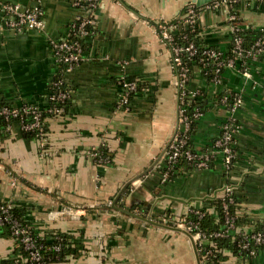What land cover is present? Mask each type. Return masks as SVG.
Listing matches in <instances>:
<instances>
[{
    "label": "crops",
    "instance_id": "0c3cea01",
    "mask_svg": "<svg viewBox=\"0 0 264 264\" xmlns=\"http://www.w3.org/2000/svg\"><path fill=\"white\" fill-rule=\"evenodd\" d=\"M81 1L0 0V100L48 105L49 85L59 71L52 40L66 37L69 25L84 14ZM191 1L199 10L202 41L230 55L234 31L227 5L99 0L84 58L64 71L72 103L68 111L47 117L46 140L27 137L18 121L1 128L0 200L28 207V218L41 235L56 229L73 236L77 251L58 264H199L191 237L169 221L192 207L204 206L214 214L210 200L227 184L234 187L238 214L248 222L237 230L264 222V53L251 60L249 76L226 67L214 82L197 71L187 86L202 96L203 114L191 137L199 151L215 148L230 115L219 96L240 91L243 102L232 114V167H225L219 151L208 167L162 177L182 90L156 26L182 17ZM9 2L41 7L45 27L11 24ZM238 8L241 26L264 40V0H247ZM123 78L138 83L128 107ZM114 200L130 212L114 208ZM66 206L79 209L80 218ZM16 244L0 232V258L11 255ZM226 253L225 264H264V248L253 256Z\"/></svg>",
    "mask_w": 264,
    "mask_h": 264
},
{
    "label": "built area",
    "instance_id": "2783aa9c",
    "mask_svg": "<svg viewBox=\"0 0 264 264\" xmlns=\"http://www.w3.org/2000/svg\"><path fill=\"white\" fill-rule=\"evenodd\" d=\"M247 0H213V5H227L230 7L229 19L232 22V27L234 31L232 52L230 55L224 56L222 52L214 47L205 44L199 48L195 40L191 39L186 32H181L184 27L192 28L196 30L198 24L199 10L195 5L194 1L188 2L185 6V12L182 17L173 21L160 22L156 28L162 42L167 46L171 54V61L174 68L177 71L179 77V84L182 90L180 96V106H179V116H178V126L173 134L171 140L168 143L166 154H165V165L168 169L163 173V180H167L169 176V170L173 168L174 162L179 158H186L191 161V163L198 168L208 167L209 163L213 157L210 151H194L190 147H186L189 142V136L187 134L191 127V122L193 120H198L202 114L203 110L200 105L194 108L192 112H188L185 100L186 98L200 100V96L196 92H190L187 90V86L191 81L193 75L199 71L202 74L208 76L214 82H218L221 79V73L224 68H232L238 70L243 76H249V65L251 60L258 58L264 53V40L259 36L252 42L251 45H246L244 42V37L240 32L242 30H247L241 26L240 15L233 11L232 9L239 3ZM99 0H82L81 3L85 8L83 18L79 23L73 22V25L77 26L78 31L83 35H88L91 32L87 29L88 25L93 24V9L98 5ZM6 11L10 16L9 22L15 26H25L29 29L42 30L45 27V22L43 20V11L39 6L23 7L19 3L9 2L5 5ZM181 33V34H180ZM180 34V35H179ZM179 35V37H178ZM53 55L55 62L66 64L67 70L73 68L79 64L84 56V50L81 42L77 39L71 40L67 37H61L52 40ZM196 54H199V62L201 67L198 69L191 70V68L186 64L185 59H188ZM209 68H213L211 71ZM123 85L126 88L123 94V103L128 107L130 102V95L132 91L137 88V80L131 78H123ZM54 87V91L50 92L49 99L55 101H63L69 96L71 92L69 89L65 88L63 84L65 83L64 76H60L51 80ZM221 103L226 106L229 110L230 115L225 120L222 131L220 135L215 140V148L223 153V163L227 169H230L234 163L235 158V127H234V117L232 116L233 111L236 110L240 104L243 102V97L240 91H226L220 96ZM43 107L35 103H23L21 105H8L0 104V117H3L5 128L10 127L13 117L18 118L17 121L23 128V130H36L37 135L40 139L46 140V132L43 126L42 109ZM64 106L53 105L47 109L48 113L51 114H61L64 113ZM32 113L33 116L30 121L24 120V114ZM2 126V127H3ZM0 127V132L1 128ZM225 196H232L234 194V187L227 184L223 190ZM227 207L226 202L224 203ZM12 207L11 202L6 204L0 203V221L8 220L11 222V228L15 238H19L21 242L24 243L25 248H33L31 250V258L38 260L41 257L39 251L40 247L35 244V238L33 237L30 228L21 224L18 218L11 215L9 209ZM64 210L67 211L73 218H80L81 213L79 209L73 206H66ZM194 212L198 217H202L204 212L195 208ZM235 217L229 213L225 214V229L218 230L214 233L216 236H223L230 234L237 230L235 227L234 220ZM176 222V221H175ZM177 226L184 228L185 230L191 232L198 228L197 221L189 220L187 222L179 221ZM238 232L241 235L239 240V246L242 249L249 250L250 254H257V248L264 247V222L259 228L252 229H240ZM193 238L196 243L199 244H213L211 238H207L205 233L201 230L196 231ZM206 237V238H205ZM207 247V246H206ZM59 249V246H56ZM206 255L213 252V248L207 247L205 249ZM211 264H218L211 261Z\"/></svg>",
    "mask_w": 264,
    "mask_h": 264
},
{
    "label": "trees",
    "instance_id": "16d2710c",
    "mask_svg": "<svg viewBox=\"0 0 264 264\" xmlns=\"http://www.w3.org/2000/svg\"><path fill=\"white\" fill-rule=\"evenodd\" d=\"M232 10L237 12L238 14L240 13L238 5L235 6ZM82 18H83V15H79L74 22L79 23ZM93 25L94 24L87 26V29L89 30V32L93 30ZM181 32L188 33L189 37L195 40L199 48L205 45V43L202 41V39L198 35V29L192 30V28L183 27L181 29ZM240 34L243 35L244 42L248 46L251 45L252 42H254L256 38L259 37V35L255 34L254 32H251L250 30H242ZM66 37L71 40H74V39L79 40L83 46V50H85V48L88 46L89 36L86 37L85 35L81 34L78 31L77 26L73 25V23L69 25V32ZM185 62L191 68V70H194V69L196 70L201 67V63L199 62V54H196L188 59H185ZM58 66H59V71L55 75V78L64 76V71L67 70L66 64L59 62ZM212 69L213 68H209L210 71ZM131 79H134V78H131ZM63 86L69 89L66 78H65V83L63 84ZM49 91L50 92L54 91V87L52 83H50L49 85ZM132 96H133V91L130 95V98H132ZM71 103L72 101H71L70 96L63 101H59V100L55 101V100L49 99L48 105L41 109L42 118H43V126L45 128V131H47V125H46L47 117L50 115H53L51 113H48L47 109L53 105L64 106L65 107L64 112H66L68 111ZM0 104L1 105L8 104L10 106L12 105L2 99L0 100ZM185 104L188 109L187 111L192 112L194 108L197 107V105H199V101L196 99L186 98ZM201 108L203 110V106ZM32 116H33L32 113L24 114V120L30 121ZM17 119L18 118L13 117L11 119V122L17 121ZM4 124H5L4 118L0 117V127H2ZM197 124H198V120H193L191 122V127L187 132L189 136L192 137V134L196 132L197 126H198ZM24 131L27 137H30V138L38 137L36 130H24ZM189 139L190 140L188 144L186 145V147H190L192 148V150L200 152L199 150L195 148V145L192 139L191 138ZM203 151H210L212 152V154L213 152H219L216 148H213V150L205 148ZM235 154H236V151H235ZM103 155H107L106 150H103ZM234 159H236V157ZM211 162H212V159L209 165L211 164ZM192 166L194 165L191 163V161L187 160L184 157L179 158L176 162H174L173 168L169 170L168 179L175 176L178 170L186 169ZM167 169H168L167 165L163 166L161 168V173L163 174ZM210 202H211L212 207L214 208V214L211 213V211L208 210V208L204 206L203 207H192L187 213L180 216L178 220H171L169 221V223L174 226H177V222L179 221H182V222H187L189 220L197 221L198 228L191 231L190 233L194 234L196 231L201 230L202 232L205 233L207 238H211L213 242V244L211 245L206 244V243L204 244L196 243L200 258L204 262H207L209 264H211V261L216 262L218 264H225L226 263L225 261L229 257V255L226 253V250L227 251L229 250L232 254H235V255L253 256L252 254H250L249 250L242 249L239 246V240L241 238V235L238 232V230L230 234L223 235V236L214 235L216 231L225 229L224 227L227 224L225 221L226 213H229L230 215L235 217L234 219L235 227H242L245 224H248L246 216L238 214V198L236 194L234 193L232 194V196H225L223 192L221 195L216 196L215 198H212ZM225 202L227 204V207H225L224 205ZM0 203L6 204L7 202L0 200ZM195 208H199L204 212L202 217L199 218L198 215L194 212ZM9 212L11 213L12 216L18 218L21 224L28 226L30 228L31 233L33 237L35 238V244L40 247L39 251L41 253V257L38 260L32 259L31 250L33 248H25L24 243L21 242L19 238H15L16 236L12 232L11 222L8 220H3V221H0V232L14 237L17 244L11 255L0 258V264H58L59 262L65 260L70 254L77 251L76 242H74L73 236L69 234L68 232L55 229V230L47 231L45 234L41 235L39 231L35 228V226L32 224V222L29 220L28 218L29 208L26 207L25 205L12 204V207L9 209ZM261 225H258L255 227L259 228ZM56 246H59V249H57ZM206 246L213 248V252L211 254L206 255V252H205V249H207ZM263 248L264 247L262 246L261 248L259 247L257 249L260 250ZM259 250H257V252Z\"/></svg>",
    "mask_w": 264,
    "mask_h": 264
},
{
    "label": "water",
    "instance_id": "95a60500",
    "mask_svg": "<svg viewBox=\"0 0 264 264\" xmlns=\"http://www.w3.org/2000/svg\"><path fill=\"white\" fill-rule=\"evenodd\" d=\"M195 1L197 2L198 5H201V4L206 3V2H208V1H210V0H195ZM240 75H242V74H240ZM242 78H243V75H242ZM139 176H140V175H139ZM139 176H137V178H138ZM130 182H131V181H128V182L123 186V188L120 190L118 196L123 192V190L126 188L127 185H129ZM116 199H117V198H116ZM115 201H116V200H114V202H113V204H112V206H113L114 208L120 209V210L125 211V212H130L129 210H127V209H125V208L118 207V206L115 204ZM170 227L175 228V229L180 230V231H183V232L187 233V234L191 237V239H192V241H193V246H194V249H195V252H196V255H197L198 262H199V264H201V262H200V256H199V251H198V248H197V244H196V242H195V240H194V238H193V235H192L189 231L185 230L184 228L177 227V226H170Z\"/></svg>",
    "mask_w": 264,
    "mask_h": 264
}]
</instances>
